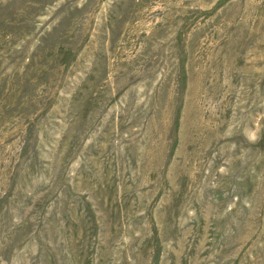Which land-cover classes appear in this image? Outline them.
<instances>
[{"label": "rangeland", "instance_id": "1", "mask_svg": "<svg viewBox=\"0 0 264 264\" xmlns=\"http://www.w3.org/2000/svg\"><path fill=\"white\" fill-rule=\"evenodd\" d=\"M0 264H264V0H0Z\"/></svg>", "mask_w": 264, "mask_h": 264}]
</instances>
